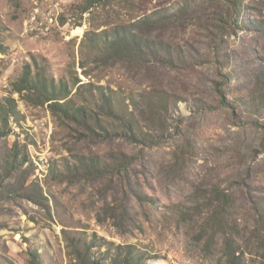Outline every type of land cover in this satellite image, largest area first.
I'll return each mask as SVG.
<instances>
[{"label":"rangeland","instance_id":"rangeland-1","mask_svg":"<svg viewBox=\"0 0 264 264\" xmlns=\"http://www.w3.org/2000/svg\"><path fill=\"white\" fill-rule=\"evenodd\" d=\"M80 3L0 0V264H75L74 240L98 257L134 244L146 264H264V0ZM154 10L172 16L154 37L174 65L102 58L90 38ZM34 61L120 131L96 92L111 95L140 141L21 99L11 82Z\"/></svg>","mask_w":264,"mask_h":264},{"label":"trees","instance_id":"trees-1","mask_svg":"<svg viewBox=\"0 0 264 264\" xmlns=\"http://www.w3.org/2000/svg\"><path fill=\"white\" fill-rule=\"evenodd\" d=\"M114 0H81L80 7L82 12L89 11L93 7H97L99 4H107ZM122 1V0H115ZM161 10H154L147 15H143L137 18L134 23L130 24L134 27L124 26L122 24H115L110 29V34L103 33L96 35L94 38H90L96 48L100 51L101 56L105 60L112 61H156L164 64L174 65L175 50L172 51L170 43L163 42L162 40H156L154 35V29L157 21L170 18L161 16ZM88 34V33H87ZM85 33V35H87ZM46 68L44 65L40 66L36 61L34 65L27 63L23 67V71L11 82V89L13 92L18 93L21 99L32 105L46 104L53 115L59 118H64L75 122L82 128L94 132L92 125L97 124L102 128L104 133H98L97 136L100 140H108L114 135H120L131 141H140L137 133L135 132L132 122L126 119L123 115L117 114L114 110L112 96L106 94L101 87L96 92L98 101L103 102L105 108L103 116L110 120V125L118 123L120 131L116 129H109L102 123V119L93 117V109L86 104L76 103L73 96L82 93L84 84H79L76 91L69 96L70 91L67 88L66 83H62V86L57 88V83L52 75L45 73ZM78 81L76 82V84ZM262 88L264 89V66L262 70ZM220 95H222L221 89H218ZM92 97H95L94 92H90ZM221 103H226L225 99L221 97ZM97 101V103H98ZM96 103V104H97ZM95 104V105H96ZM6 113H15V101L9 97L6 99ZM96 136V134H93ZM121 163L112 162L111 167L112 175H120L122 165L126 166L130 164L134 156L121 153ZM83 162V161H82ZM94 160L92 159V166ZM105 165L107 164L106 162ZM99 164V163H98ZM84 165V164H83ZM95 166V164H94ZM99 166L96 165V170ZM100 170V169H99ZM104 168L101 169V174L104 172ZM113 171V172H112ZM100 173V172H99ZM216 194L214 193V196ZM209 198V203L217 206L216 196ZM140 198V195H139ZM225 201L227 198L223 195ZM218 213L215 216V223L218 226H223L222 213ZM221 215V217H220ZM68 238V237H67ZM70 240V239H69ZM72 241V239H71ZM94 243V241H91ZM71 254L75 260V264H146L148 257L145 256V251L139 250L134 244H118L114 246L113 251L109 249L101 254V257L97 256L94 251H91V247L85 243H80L79 240L69 243ZM110 252V253H109Z\"/></svg>","mask_w":264,"mask_h":264},{"label":"bare ground","instance_id":"bare-ground-1","mask_svg":"<svg viewBox=\"0 0 264 264\" xmlns=\"http://www.w3.org/2000/svg\"><path fill=\"white\" fill-rule=\"evenodd\" d=\"M78 31L80 32V31H81V29H80V28H78Z\"/></svg>","mask_w":264,"mask_h":264}]
</instances>
